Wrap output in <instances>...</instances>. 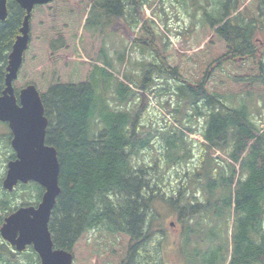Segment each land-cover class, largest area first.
<instances>
[{"label": "trees", "instance_id": "obj_1", "mask_svg": "<svg viewBox=\"0 0 264 264\" xmlns=\"http://www.w3.org/2000/svg\"><path fill=\"white\" fill-rule=\"evenodd\" d=\"M151 5V0H93L84 25V30H92L101 39L92 71L80 83H66L53 75L56 79L41 93L48 119L45 143L56 149L60 163L61 192L49 222L53 247L71 253L75 260L83 241H96L93 236L98 234L101 243L106 239L108 244L94 247L93 256L102 258L104 264H166L162 246L155 244V237L165 232L154 229L153 223L158 217L154 206L161 201L177 214L186 264H264V132L255 126L244 105L229 108L224 104L227 94L236 93L222 94L209 84L218 69L233 67L230 87L239 86V94L250 95V89L264 92V62L257 61L254 43L255 35L264 30V0H219L212 12L197 7L202 12V27L210 29L225 49L217 52L213 41L206 42L198 55L185 58L193 61L192 72L187 64H177L184 55L163 42L156 23L143 21L141 14ZM8 12V19L0 22V95L5 89L8 57L26 16L14 0H9ZM55 15L51 9V17ZM118 23L127 33L141 31L129 43V51L111 50L124 65L123 81L111 72L113 56L105 47L106 36ZM51 24L52 31L56 20ZM143 42L141 52L147 51L152 62L135 61L133 66L141 72L137 75L126 70V57ZM66 45L61 37L50 42V49L60 51ZM247 66L252 68L246 70ZM154 77L172 80L176 86L173 94L180 101L187 100L195 116L206 117L200 164L182 174L178 189L170 196L150 175L160 170L158 165L137 166L136 160L160 134L167 168L189 164L192 148L185 137L194 130L170 127L146 135L141 132L142 114L128 106L136 98V90H146ZM115 80L118 84L111 91ZM101 84H105L102 95ZM170 88H162L159 95L169 94ZM172 112L179 115L181 109ZM0 139V145H8L10 135L7 141ZM213 150L224 153L228 161L221 157V162L216 161ZM12 159L13 153L5 162ZM22 187L35 195L33 204L40 202L42 187L33 182ZM0 204L4 212L1 227L16 209L4 199ZM32 255L30 261L34 255L38 260Z\"/></svg>", "mask_w": 264, "mask_h": 264}, {"label": "rangeland", "instance_id": "obj_2", "mask_svg": "<svg viewBox=\"0 0 264 264\" xmlns=\"http://www.w3.org/2000/svg\"><path fill=\"white\" fill-rule=\"evenodd\" d=\"M152 5L150 8L145 9L142 12V19L153 20L156 25V32L158 36L162 38L163 42L167 43L170 48L174 47L178 54L184 55V60L178 59L176 62L181 67L188 65L190 72L193 61L186 62V56L198 55L203 50L206 42L209 40L214 42V47L218 49L217 52L225 49L222 42L213 38V33L210 29L202 27V12L198 8H207L212 12L215 10L216 2L219 0H151ZM93 0H56L52 4V8L47 6L37 7L31 20V42L29 50L25 54L24 64L19 73L18 79L15 81L14 86L19 93L21 89L27 85L34 84L41 93H44L51 82L54 81L53 75L60 76V81L66 83H80L85 81L94 67V63L97 62V56L100 49L99 35L93 36V31L85 29L84 23L89 13V7ZM51 6V4H50ZM56 14L55 17H51ZM202 10V9H201ZM203 11V10H202ZM56 20V26L51 31V20ZM121 23L116 24L111 30L110 34L106 36V50L116 51L125 50L129 51V43H131L136 37L141 36V31H135L127 33L126 30L120 28ZM162 34V35H161ZM165 35V36H164ZM65 39L67 45L64 49L58 51H51L50 42L58 38ZM211 37V38H210ZM254 43L257 52V61L262 60L264 62V30L258 32L255 35ZM145 43L137 44L134 46L130 54L126 57L128 64L126 70L132 71L134 74L140 75V68L133 66L135 61L152 62V56L148 55L146 51L142 54L141 48H144ZM174 51V50H173ZM113 56V65L111 72L115 78L119 81H123L122 72L124 65H121L117 59L116 54L111 51ZM177 58V57H175ZM103 62V61H101ZM238 66H241L238 64ZM249 67H245L249 70ZM196 68V66H195ZM237 68V67H236ZM58 69V70H57ZM233 67H224L221 70H217L210 80L211 86H216L222 94L227 92L236 93V96L227 94L223 102L229 108H239L245 106L250 113L251 119L258 130L264 132V92H254L250 89L252 94L240 93L241 88L239 86L230 87L229 82L234 83L229 77H232ZM248 71H246L247 73ZM195 73V72H194ZM192 73V74H194ZM247 75V74H245ZM243 76V75H241ZM155 81L151 85H147L146 90L137 89L136 98L128 106L132 112L140 111L142 114V122L140 126L141 132L146 135L148 132L154 133V131L162 132L172 127L176 130L182 128L185 131L186 128L194 130L193 134L186 135V141L191 146L193 159L190 163L185 165H174L169 169L166 166V159L163 157L166 152L165 144L160 134L151 141L152 147L142 150L136 160V165L154 166L158 165V172H151V176L157 178L159 187L168 196L171 195L173 190L178 189V185L181 183L182 174L189 169L198 168L200 164L201 155L203 152L202 143L204 139L202 134L206 127V117L195 116L194 109L189 105H186L187 100L180 101V99L173 94L176 91V86L172 80L168 82L163 79L154 77ZM187 79V78H186ZM136 81H140V76L136 77ZM169 85V94L159 95L162 88ZM118 82L111 85V91L116 88ZM150 84V83H149ZM244 88V86L242 87ZM105 84H101L99 87V93L103 94ZM216 91V90H215ZM180 101V102H179ZM112 104L114 102L110 101ZM176 108L181 109L179 115L171 111ZM200 109H204L203 112H208L204 108L203 104L199 105ZM179 121V123H178ZM181 122V123H180ZM10 135V141L8 145H0V176H4V170L6 172L7 162L5 159L14 153L11 148V131L6 124L0 123V138L7 141ZM0 141H2L0 139ZM189 148V147H188ZM211 156L216 161L221 162L218 158L221 157L228 161V158L220 151L213 150ZM160 160V161H159ZM192 162V163H191ZM221 164V163H219ZM225 164V163H222ZM139 168V167H137ZM147 169V168H146ZM152 169L148 168L147 170ZM179 176V178H178ZM17 188V187H16ZM8 195L3 189L2 182L0 180V200L8 201L14 209L19 208L22 204L34 203L35 195H31L28 189L24 187H18L14 192ZM36 204V203H35ZM157 219L154 220V226L157 230H164L165 235L159 234L155 237V244L160 243L162 246V252L166 264H186L185 255L182 253V236L181 225L177 214L169 208L164 202H157L155 204ZM2 205L0 204V216L3 215ZM99 235L95 234L96 238L87 241L86 239L81 244V249L77 250V256L75 257L74 264H104V260L100 257L93 256V252H97L94 247L100 245L101 247L108 244V241L104 239L102 243ZM124 245V244H123ZM25 255L20 256L13 253L16 252L15 248L6 243L0 236V264H7L6 260H10V264H33L36 260L34 255L33 261H30L33 257L32 248L29 249ZM12 251V252H11ZM15 255V257H12ZM37 255V254H36ZM39 261V262H38ZM35 264H40V260H36Z\"/></svg>", "mask_w": 264, "mask_h": 264}, {"label": "water", "instance_id": "obj_3", "mask_svg": "<svg viewBox=\"0 0 264 264\" xmlns=\"http://www.w3.org/2000/svg\"><path fill=\"white\" fill-rule=\"evenodd\" d=\"M26 12L20 35L17 37L8 57L5 89L0 95V122L7 123L11 133V146L16 159L8 164L3 187L9 192L19 184L34 182L45 193L37 208L24 207L6 218L0 235L18 251L32 246L41 259V264H73L71 253L54 249L49 222L57 198L60 163L55 148L47 146L46 131L48 119L41 94L35 85L23 88L18 96L14 82L24 63L30 44V21L36 6L49 5L54 0H15ZM8 0H0V22L8 18Z\"/></svg>", "mask_w": 264, "mask_h": 264}, {"label": "flooded vegetation", "instance_id": "obj_4", "mask_svg": "<svg viewBox=\"0 0 264 264\" xmlns=\"http://www.w3.org/2000/svg\"><path fill=\"white\" fill-rule=\"evenodd\" d=\"M7 125V124H6ZM14 158H15V155H14ZM9 162V161H8ZM6 172H7V167H6ZM6 172H5V170H4V175H6ZM29 184V183H28ZM28 184H25V185H28ZM18 186H22V185H18ZM44 190V189H43ZM43 194H44V192H43ZM43 194H42V196H41V199H42V197H43ZM40 202H41V200H40ZM40 202L38 203H36V204H33V203H28V204H22L21 206H20V208L21 207H29V206H33V207H38V205L40 204ZM6 219V218H5ZM5 219H4V221H5ZM5 223V222H4ZM29 248L30 247H28L25 251H23L22 253H20V256L21 255H25V254H27L28 252H30V250H29ZM12 252V251H11ZM13 253H15V254H18L17 252H13ZM12 257H15V255H12ZM37 259H39L40 260V264H41V259L37 256Z\"/></svg>", "mask_w": 264, "mask_h": 264}]
</instances>
